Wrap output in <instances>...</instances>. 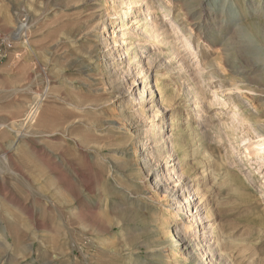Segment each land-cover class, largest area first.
<instances>
[{
	"label": "rangeland",
	"instance_id": "374dc122",
	"mask_svg": "<svg viewBox=\"0 0 264 264\" xmlns=\"http://www.w3.org/2000/svg\"><path fill=\"white\" fill-rule=\"evenodd\" d=\"M263 64L264 0H0V264H196L182 221L201 264H264Z\"/></svg>",
	"mask_w": 264,
	"mask_h": 264
},
{
	"label": "bare ground",
	"instance_id": "6f19581e",
	"mask_svg": "<svg viewBox=\"0 0 264 264\" xmlns=\"http://www.w3.org/2000/svg\"><path fill=\"white\" fill-rule=\"evenodd\" d=\"M106 22L105 20L102 22L101 25H103V27L105 26ZM21 25V24H20ZM25 25V24H24ZM24 28V26H20L19 29L17 30V36L19 37V33L20 31ZM120 29V28H119ZM122 29V28H121ZM120 29V30H121ZM15 30V29H14ZM26 30V29H25ZM24 34V33H23ZM15 35V34H14ZM250 41V40H249ZM145 42L141 41V43H139V45H137L138 53H136V55L138 54H142L144 46H145ZM251 45V44H250ZM253 46V45H252ZM183 63V62H182ZM140 65V69H137V74H140L143 72V66L146 65L147 67H150V63H148V61H146L144 64L142 62L138 63ZM257 66V65H256ZM258 69V68H257ZM259 69H261L264 72V64L261 65L259 67ZM155 86H156V82H155ZM144 91V89L142 90V92ZM230 91V90H229ZM165 95H163L162 93L159 95V102H160V107H158L157 111H160L161 108H163V103L165 102V100L168 98L169 100L171 99V96L165 98ZM160 113V112H158ZM177 122V121H176ZM175 121L171 122V126H173L174 123H176ZM256 125L258 127L259 133L260 134H264V121L258 120V122H256ZM186 128V127H185ZM264 136V135H263ZM260 137V136H259ZM262 138V137H261ZM189 145L187 147H185L186 149L185 151V156L181 158L180 161V173L178 176H181L182 174H188L191 171V167H188V160L184 161L185 158L187 157L188 153L190 151H193L196 149L200 150V148H202L203 143H202V139H198V140H194L192 139L191 143H188ZM262 145H264V137L262 138ZM177 147H181V143H178ZM194 152V151H193ZM217 163V162H216ZM205 167L206 168V173L202 175V179L201 181L196 179V176H194L195 178H191L190 179V183L186 184V187L190 189V193L189 195L192 197V199H190L187 202H190L192 200H198V204L203 206L202 208H204L203 213H202V217L204 216V222H205V228H207L206 233L208 234L207 240H209L211 242V239L213 240V246L215 245V248L211 251V253H213V251L220 250L221 248L219 246L220 245L219 242L220 241V237L218 236V234L220 233V229H219V225L216 221V218L214 217V213L212 212L210 206H209V202L207 201V195L206 193L208 191L213 190L214 186H215V179H216V175H215V171L217 170V166L213 163L211 156L209 155V153L203 148L201 157H199L197 163H196V167ZM220 169V168H219ZM150 170L148 171V175L150 174ZM151 177H152V183H151V187H153L155 190H159V189H163V194H165V196H169V198L173 195L174 193L172 191H170L168 188H166L164 185V183L161 180L157 179V175L153 172L151 173ZM208 182H207V181ZM219 185V184H218ZM150 186V185H149ZM185 186V185H184ZM218 187V186H217ZM183 188V187H182ZM172 189V188H171ZM216 190V189H215ZM213 190V191H215ZM176 191V190H175ZM174 191V192H175ZM189 191V190H188ZM212 193V192H211ZM176 196V195H175ZM189 196V197H190ZM194 196H196L194 198ZM178 198V197H177ZM175 197V204H178V199ZM167 200V199H166ZM209 200V199H208ZM178 211L180 210V205L178 206ZM185 223L182 221L180 224H175V226L173 227V229H169V242H170V247L169 249H167L166 252L170 253V249H178L179 252L178 254L181 256L183 254V261H190L192 259L196 260V264H201L200 261V257H198L199 255H197L191 244V240L190 237L188 236V231H186L185 229ZM204 230V229H203ZM221 234V233H220ZM223 237V236H222ZM192 239V238H191ZM195 241V240H193ZM204 241H206L205 239L201 240L203 244V246H201L200 248H203V252L201 254H203L202 256L204 257V253L206 247V244ZM208 241V242H209ZM219 242V243H218ZM211 244V243H210ZM219 244V246H218ZM212 246V247H213ZM207 250V249H206ZM223 251V250H222ZM224 252V251H223ZM210 253V252H209ZM218 253V252H217ZM220 253V252H219ZM207 254V253H206ZM215 253H213L214 255ZM221 255V254H220ZM223 255V254H222ZM221 255V256H222ZM202 257V258H203ZM227 257V256H226ZM213 258V257H212ZM229 259V258H228ZM173 260V259H172ZM174 260H178V259H174ZM178 262V261H177Z\"/></svg>",
	"mask_w": 264,
	"mask_h": 264
}]
</instances>
